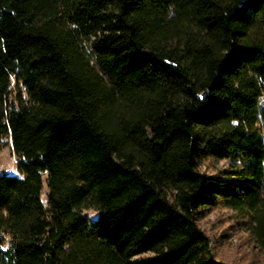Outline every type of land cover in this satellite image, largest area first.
I'll return each instance as SVG.
<instances>
[{"label":"trees","instance_id":"1","mask_svg":"<svg viewBox=\"0 0 264 264\" xmlns=\"http://www.w3.org/2000/svg\"><path fill=\"white\" fill-rule=\"evenodd\" d=\"M10 145L0 264H229L218 206L264 251V0H0Z\"/></svg>","mask_w":264,"mask_h":264},{"label":"rangeland","instance_id":"2","mask_svg":"<svg viewBox=\"0 0 264 264\" xmlns=\"http://www.w3.org/2000/svg\"><path fill=\"white\" fill-rule=\"evenodd\" d=\"M226 161L207 159L203 161L202 171L217 174L226 168ZM18 172V156L12 146H8L0 154V171ZM48 188L45 185L44 199ZM93 215L92 211L88 212ZM200 226L211 238L215 256L229 264H264V251L258 247L246 221L225 207L211 209L201 220Z\"/></svg>","mask_w":264,"mask_h":264},{"label":"snow or ice","instance_id":"3","mask_svg":"<svg viewBox=\"0 0 264 264\" xmlns=\"http://www.w3.org/2000/svg\"><path fill=\"white\" fill-rule=\"evenodd\" d=\"M201 99H203V97H201Z\"/></svg>","mask_w":264,"mask_h":264}]
</instances>
